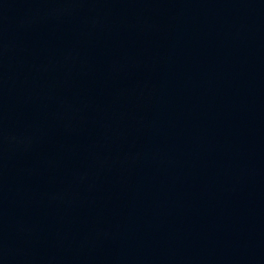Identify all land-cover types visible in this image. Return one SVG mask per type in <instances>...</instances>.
I'll return each mask as SVG.
<instances>
[{"label": "water", "instance_id": "95a60500", "mask_svg": "<svg viewBox=\"0 0 264 264\" xmlns=\"http://www.w3.org/2000/svg\"><path fill=\"white\" fill-rule=\"evenodd\" d=\"M112 0H0V231Z\"/></svg>", "mask_w": 264, "mask_h": 264}]
</instances>
